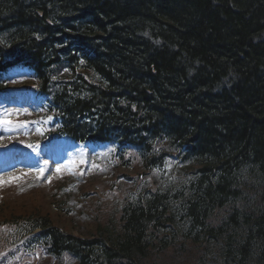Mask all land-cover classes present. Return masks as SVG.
<instances>
[{"label": "trees", "instance_id": "1", "mask_svg": "<svg viewBox=\"0 0 264 264\" xmlns=\"http://www.w3.org/2000/svg\"><path fill=\"white\" fill-rule=\"evenodd\" d=\"M11 63L34 72L55 132L145 172L96 184L112 203L78 235L40 195L3 202L1 222L26 218L58 263L264 264V0H0Z\"/></svg>", "mask_w": 264, "mask_h": 264}, {"label": "rangeland", "instance_id": "2", "mask_svg": "<svg viewBox=\"0 0 264 264\" xmlns=\"http://www.w3.org/2000/svg\"><path fill=\"white\" fill-rule=\"evenodd\" d=\"M23 96V92L20 91H11L3 96L4 104L0 110L3 111L0 113V148L2 150L6 145L9 148L12 147L7 143L19 140L22 143V149H27L29 153L30 143L41 137V128L33 120L36 106L30 103V99ZM20 155L23 154L20 153ZM42 155L48 162L45 171L32 170L19 165L13 171L1 173V169L5 166L0 167V191L6 186L17 187L18 191L36 187L42 191V197L46 201L55 194L57 199L64 202L71 211L69 216L64 217L67 223L65 229L73 235H78L82 231L80 225L89 226L88 214L91 212L89 213L85 202L92 198L91 203H93V199H96V196H87L84 202L80 197L82 188L94 181H109L112 174L120 168L111 161L110 148L102 145L88 146L84 154L76 146L57 144L42 151ZM10 157H13V153ZM54 158L67 162L69 170L63 169L58 161L54 163ZM23 162L30 161L26 159ZM44 198H42L43 211L48 207ZM64 219L55 220L61 229H63Z\"/></svg>", "mask_w": 264, "mask_h": 264}]
</instances>
